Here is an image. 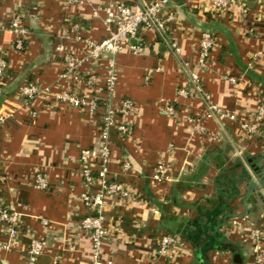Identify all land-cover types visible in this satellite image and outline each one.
<instances>
[{
	"label": "crops",
	"instance_id": "obj_1",
	"mask_svg": "<svg viewBox=\"0 0 264 264\" xmlns=\"http://www.w3.org/2000/svg\"><path fill=\"white\" fill-rule=\"evenodd\" d=\"M107 1L0 2V24L8 23L12 10L21 9L32 30L20 50L15 47L16 35L0 29V57L9 61L0 77V118H4L0 201L15 204L27 228L17 248L0 249V264H27L25 248L32 233L47 240L37 264H91V240L80 226L92 210L78 202L83 191L79 153L98 148V125L107 106L101 101L92 113L38 98L28 107L21 88L28 82L53 93L66 87L56 47L63 44L77 53L86 40H101L107 33L103 10ZM232 1V10L216 13L211 0H172L177 21L171 34L182 51L176 53L163 37L143 30L147 53L126 49L115 57L118 79L111 101L118 103L128 96L137 107L131 115L133 134L125 138L111 132L114 157L127 158L132 167L124 170L115 160L110 175L124 182L133 195L111 199L106 205V264H235L232 249L218 247L224 242L239 247L243 264H259L257 245L264 254V234L258 244L250 235L253 228L264 226V186L246 199L251 182L264 183V124L261 134L250 140L237 122L206 119L209 134L203 136L186 121L187 115L201 110L203 98L178 94L195 71L214 102L239 116L253 111L258 99L264 98V0H246L245 14L238 7L242 0ZM73 24L79 27L73 29ZM248 27L255 32L249 33ZM203 31L213 32L217 42L208 65L201 67ZM147 74L149 82H145ZM227 75H234L237 83L229 82ZM167 106L176 113H167ZM33 109L36 116L31 115ZM163 159L170 162L169 177L156 182L153 174ZM37 170L48 178V190L33 185ZM43 217L51 221L47 228L41 224ZM169 233L181 238L173 259L156 252L159 240ZM4 239L0 224V242Z\"/></svg>",
	"mask_w": 264,
	"mask_h": 264
},
{
	"label": "built area",
	"instance_id": "obj_2",
	"mask_svg": "<svg viewBox=\"0 0 264 264\" xmlns=\"http://www.w3.org/2000/svg\"><path fill=\"white\" fill-rule=\"evenodd\" d=\"M212 9L216 13L232 10V0H211ZM246 0H242L238 6L241 14L246 11ZM260 1V0H256ZM4 4L3 0H0ZM84 0H65L68 5L81 4ZM105 12L104 21L107 33L98 41L86 40L81 52H73L63 44H58L56 53L61 58L64 69L61 78L66 82V87L60 92L53 93L50 88H43L35 82H28L22 88V96L26 106L30 107L38 98H46L56 103H64L75 108H84L92 113L98 109L101 101L106 106V112L98 125L100 144L98 148H84L80 150V172L83 178V191L78 195V202L88 206L91 214L82 218L81 229L85 231L91 240V264H106L103 254V246L109 235L105 208L111 199H128L132 197L129 187L122 181L110 175V164L118 160L124 170L132 167L127 158L116 159L112 152L111 132L114 130L122 137L133 134V121L131 115L136 111V102L131 97H124L120 102L113 103L111 94L116 86L118 70L115 65V57L123 50H130L134 54H145L148 46L142 37L143 30L157 33L163 37L168 45L176 52H181V47L171 34V30L177 21L172 0H141L137 2H125L109 0L103 5ZM7 24H0L1 30H10L16 35L15 47L24 49L32 30L26 24L23 10H12L8 15ZM73 29L79 27L73 24ZM249 33L255 32L254 27H248ZM75 32V31H73ZM136 41L133 43V41ZM216 36L211 31H203L199 39L198 65L207 66L211 50L216 44ZM107 59V65L103 67V60ZM9 67L7 58L0 57V77ZM159 69V68H157ZM225 78L231 83H237L234 75ZM151 79L150 74L145 76V82ZM198 72L192 71L191 81L180 87L178 94L187 98L201 97L203 105L196 113L186 116L197 132L208 135L204 120L217 118L221 121L237 122L245 133L247 139H253L261 134L264 124V98L258 99L257 107L250 112L239 116L237 112L227 110L218 105L212 99L211 94L204 90ZM104 93L105 97L101 98ZM30 105V106H29ZM167 113L173 115L176 110L167 106ZM32 116L37 115V110L31 111ZM4 118H0V126ZM173 149H170L172 155ZM170 162L160 160L157 163L153 179L161 182L169 177ZM33 185L41 190H48L50 182L41 172L35 171L32 175ZM51 221L43 217L41 224L49 227ZM0 224L5 233V239L0 242V249L12 250L22 242L27 229L17 211L15 204L0 201ZM264 234V226H258L251 230L250 235L258 244ZM29 243L25 248L27 264H37L40 256L47 249L45 237L30 234ZM181 242V238L175 234H166L158 242L157 254L166 259L176 256L175 248ZM256 262H264V254L261 246L255 247ZM152 264V263H145Z\"/></svg>",
	"mask_w": 264,
	"mask_h": 264
},
{
	"label": "trees",
	"instance_id": "obj_3",
	"mask_svg": "<svg viewBox=\"0 0 264 264\" xmlns=\"http://www.w3.org/2000/svg\"><path fill=\"white\" fill-rule=\"evenodd\" d=\"M252 164L255 166V162H252ZM229 245H232V244L224 242V243L219 244L218 247L221 249L226 247V249H228ZM231 249H232V252L235 254L234 256L235 264H243L239 247L233 244L231 246Z\"/></svg>",
	"mask_w": 264,
	"mask_h": 264
},
{
	"label": "water",
	"instance_id": "obj_4",
	"mask_svg": "<svg viewBox=\"0 0 264 264\" xmlns=\"http://www.w3.org/2000/svg\"><path fill=\"white\" fill-rule=\"evenodd\" d=\"M260 186H264V183L263 182H260V183H257V182H251L248 186H247V196H246V199L249 198L250 194L258 189ZM226 249V247L224 248ZM228 249H231L230 247H228Z\"/></svg>",
	"mask_w": 264,
	"mask_h": 264
},
{
	"label": "rangeland",
	"instance_id": "obj_5",
	"mask_svg": "<svg viewBox=\"0 0 264 264\" xmlns=\"http://www.w3.org/2000/svg\"><path fill=\"white\" fill-rule=\"evenodd\" d=\"M230 264H233L232 262H230Z\"/></svg>",
	"mask_w": 264,
	"mask_h": 264
}]
</instances>
